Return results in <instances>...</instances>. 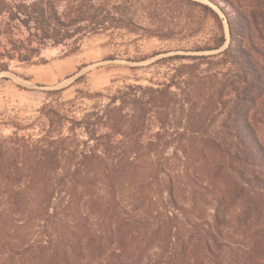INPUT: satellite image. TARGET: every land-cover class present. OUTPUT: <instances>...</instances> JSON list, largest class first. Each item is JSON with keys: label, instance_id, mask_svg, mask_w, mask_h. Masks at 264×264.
<instances>
[{"label": "trees", "instance_id": "trees-1", "mask_svg": "<svg viewBox=\"0 0 264 264\" xmlns=\"http://www.w3.org/2000/svg\"><path fill=\"white\" fill-rule=\"evenodd\" d=\"M205 1L175 0L199 17L182 31L142 0H0V74L108 32L171 41L215 28L184 50L215 54L160 61L180 64L168 83L89 96L81 117L58 98L37 138L20 125L0 136V264H227L223 219L197 229L179 208L181 188L200 197L222 174L232 188L211 201L238 204L246 240L264 245V0Z\"/></svg>", "mask_w": 264, "mask_h": 264}, {"label": "rangeland", "instance_id": "rangeland-1", "mask_svg": "<svg viewBox=\"0 0 264 264\" xmlns=\"http://www.w3.org/2000/svg\"><path fill=\"white\" fill-rule=\"evenodd\" d=\"M30 4L33 0H23ZM127 7L135 0H128ZM211 6L205 0H190ZM149 11L161 10L171 22L178 19L177 24L182 31L188 30L189 25L199 20L187 6L177 4L175 0H142ZM64 7V6H63ZM212 7V6H211ZM147 10V9H146ZM63 9L60 10L62 12ZM202 33L194 38H184V33L171 41H161L147 38L142 33L130 34L125 30L108 32L86 38L80 49L69 54L64 48L45 49L41 56L34 60L33 65H22L13 62L9 73L0 74V136L9 137L15 126H29L31 130L21 132L20 136L37 138L38 131L33 130L39 118V111L45 105L55 104L58 98L66 103V110L70 109L74 115L81 117L83 112L89 111L94 102L89 96L101 94L104 97L116 94L126 86L156 87L168 83L174 69L180 64L175 62L161 63L160 61L173 56H201L211 54H195L184 50L203 46L215 32L214 24L204 20L201 24ZM225 49V47H224ZM160 54L154 59L143 63H136L139 58ZM62 91L60 96H48L49 92ZM68 103H70L68 105ZM107 101L104 99V103ZM170 154L173 151H169ZM264 175V173H263ZM232 181L226 174L213 177L214 191H202L200 197L192 198L189 190L181 188L179 191V208L184 223L195 224L197 229L207 227V222L219 215L222 218L223 232L227 234L229 242L228 254L224 257L227 264H244V249H253L251 264H264V245L260 239H249L244 223L241 222L242 213L239 205L230 208L219 206L211 200L226 194ZM240 216V218H239ZM264 223V217L263 221ZM257 245V246H256ZM261 245V246H260Z\"/></svg>", "mask_w": 264, "mask_h": 264}]
</instances>
